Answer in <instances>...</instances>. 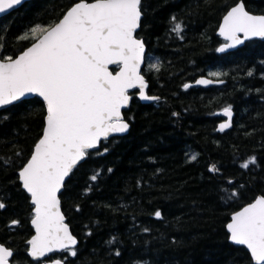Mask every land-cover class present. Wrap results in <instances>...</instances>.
I'll return each instance as SVG.
<instances>
[{
    "label": "trees",
    "instance_id": "1",
    "mask_svg": "<svg viewBox=\"0 0 264 264\" xmlns=\"http://www.w3.org/2000/svg\"><path fill=\"white\" fill-rule=\"evenodd\" d=\"M239 1L141 0L142 73L148 95L159 99L142 104L132 93L128 134L102 141L66 181L61 207L79 244L75 256L57 255L65 264H254L226 229L234 212L264 196V42L216 52L219 23ZM77 2L32 0L1 17L0 57L15 58L34 42L20 37L55 24ZM242 2L264 14V0ZM201 76L223 83L184 88ZM225 107L234 111L233 126L218 133L215 112ZM44 117L36 97L0 111V243L15 264L39 263L27 255L33 206L18 171Z\"/></svg>",
    "mask_w": 264,
    "mask_h": 264
},
{
    "label": "snow or ice",
    "instance_id": "2",
    "mask_svg": "<svg viewBox=\"0 0 264 264\" xmlns=\"http://www.w3.org/2000/svg\"><path fill=\"white\" fill-rule=\"evenodd\" d=\"M22 2L0 0V13ZM141 17V0H79L55 24L38 25L20 37L34 41L20 55L0 57V107L28 95L42 98L46 106L42 136L19 171L22 187L34 205L36 235L28 241L34 260L57 251L76 255L77 240L64 223L57 195L65 177L102 139L128 131L121 110L129 105L131 89H139L142 100L158 99L146 94L147 83L141 74L144 43L135 35ZM173 30L179 35L182 27L177 23ZM219 34L228 41L217 49L220 52L253 37L264 39V15L250 14L241 0L223 17ZM110 65L117 70L110 71ZM151 67L159 70L158 65ZM223 115L228 122L220 125V131L231 126V108H225ZM254 163L251 158L241 167ZM4 207L0 203V209ZM155 216L159 219L161 213ZM227 230L233 243L247 248L254 264H264V197L233 214ZM12 256V250L0 244V264H9Z\"/></svg>",
    "mask_w": 264,
    "mask_h": 264
},
{
    "label": "water",
    "instance_id": "3",
    "mask_svg": "<svg viewBox=\"0 0 264 264\" xmlns=\"http://www.w3.org/2000/svg\"><path fill=\"white\" fill-rule=\"evenodd\" d=\"M30 1H32V0H23V2H22L21 5H18V6H16V7H14L13 9L6 11L5 13H0V18L6 16V15H8V14H10L11 12H13V11L17 10L18 8H20L23 4H25V3H27V2H30ZM90 2H91V1H90ZM239 2H241V1H239ZM239 2H238V3H239ZM75 4H76V3H75ZM236 4H237V3H236ZM236 4H235V5H236ZM243 4H244V3H243ZM235 5H234V6H235ZM72 6H73V5H72ZM72 6H71V7H72ZM244 6H245V5H244ZM71 7H70V8H71ZM232 7H233V6H232ZM70 8H69V9H70ZM69 9H68V10H69ZM230 9H231V8H230ZM230 9H229V10H230ZM68 10H67V11H68ZM229 10H228V11H229ZM245 10L248 11V10L246 9V7H245ZM67 11H66V12H67ZM228 11H227V12H228ZM66 12H65V13H66ZM227 12L225 13V15L227 14ZM248 12H249V11H248ZM249 13L252 14V15H264V14H254V13H251V12H249ZM225 15H224V16H225ZM224 16H223V17H224ZM142 17H143V15H142ZM142 17H141V19H142ZM223 17H222V19H221V21H220V23H219L218 28H217L216 35L219 36V37L221 38V40L224 41V43L220 44V45L217 47V49H219L220 47H222V46H224L225 44L228 43V41H226V40H225V39L219 34L220 27H221V25H222V23H223ZM140 24H141V21H140ZM139 29H140V27L137 29L136 33L139 31ZM41 35H42V34H41ZM135 35H136V34H135ZM241 39H243V35H242V34H241ZM141 40H142V39H141ZM252 40H259V41H263V42H264V39H262V38H259V37H253V38H251V39L244 40L243 43L238 44V45H236V46L233 47V48H227V49H226L225 51H223V52L217 51V49H216V52H217L218 54H226V53H230V52H233V51H235V50L241 48L246 42H248V41H252ZM142 42H143V40H142ZM33 43H34V42H33ZM33 43H32V44H33ZM143 43H144V42H143ZM32 44H31V45H32ZM31 45L28 46L27 48L31 47ZM27 48H26V49H27ZM26 49H24L23 51H25ZM23 51H22V52H23ZM22 52H21V53H22ZM146 52H147V48H146V45L144 44V62L141 64V74H142V69H143V67H144V65H145V55H146ZM21 53H19L18 55H20ZM18 55H17V56H18ZM17 56H16V57H17ZM113 67H116V66H115V65H110V66H109L110 71H112V68H113ZM142 75H143V74H142ZM143 76H144V75H143ZM144 79H145V81H146L145 76H144ZM202 79H203V80H210V81H212V83H209V84H207V85H202V84H197V83H196V81H198V80H202ZM146 83H147V88H148V82L146 81ZM222 83H223V82L220 81V80H215V79L209 78V77H207V76H201V77H198L193 83H188V85H191V86L188 87V88H191V87H204V88H206V87L212 86V85H214V84L221 85ZM147 88H146L145 92H146V94L148 95V93H147ZM188 88H187V89H188ZM132 91H138V93L136 94V97H137V99H138L142 104H150V103H153V102H155L156 100L159 99V98H158V99H156V100H142V99H140V97H139V89H131V90L129 91V94H130V92H132ZM130 96H131V95H130ZM149 96H150V95H149ZM35 97H37L38 99H40V101H42V103L44 104L42 98H40V97H38V96H35V95H28V96H26V97H22L20 100L15 101V102H13V103L10 104V105H6V106H2V107H0V111H1V110H4V109H6V108H8V107H10V106H12V105H14V104H17V103H19V102H21V101H23V100H29V99H32V98H35ZM131 97H132V96H131ZM131 102H132V98H131V100L129 101V105H128L126 108H123V109L121 110L122 115H123V118H124L125 122H127V123H128V121L125 119L124 111L129 109V107H130V105H131ZM44 107H45V117H46V106H45V104H44ZM224 109H225V108H224ZM224 109H221V110H218V111L215 112V116H217V117H219V118H222V120L219 121V122L217 123V125H216V132H218V133L225 132V131L231 129L232 126H233L234 111L231 109V122H230V125H231V126L228 127V128H225L223 131H220V130H219L221 124L228 122V117H226L225 115H223V110H224ZM45 117H44V126H45ZM128 124H129V123H128ZM43 128H44V127H43ZM129 130H130V124H129V129H128L127 132H124V133H113V134H111V135L108 137L107 140H109V139L112 138V137H122V136H125V135L128 134ZM42 132H43V131H42ZM41 136H42V135H41ZM40 138H41V137H40ZM38 141H39V140H38ZM38 141H37V142H38ZM102 141H106V140H103V139H102V140L100 141V143H99V146H98L97 148H95V149H91V150H89V151H95V150H98ZM37 142H36V143H37ZM35 145H36V144H35ZM34 147H35V146H34ZM33 151H34V148H33ZM33 151H32V154H33ZM32 154H31V155H32ZM30 157H31V156H30ZM29 159H30V158H29ZM29 159H28V160H29ZM85 159H86V157H85ZM85 159L81 160V161L76 165V167H77L78 165H80L81 163H83ZM27 162H28V161H27ZM27 162H26V163H27ZM26 163H25V164H26ZM23 167H24V166H23ZM23 167H22V168H23ZM22 168H21V169H22ZM210 168H212V167H210ZM21 169H20V170H21ZM73 169H74V168H73ZM20 170H19V171H20ZM19 171H18V177H19ZM72 171H73V170H72ZM72 171H71V173H72ZM211 172L215 173L216 171L213 170V171H211ZM71 173H70L67 177H65L64 184H63V186H62L60 192L57 193L59 200H60V194L62 193V191H63V189H64V185H65L66 181L68 180V178L70 177ZM19 183L21 184V188H22V190H23L27 195L30 196V194H29V193H28V192L22 187V183H21L20 179H19ZM259 197H264V196H261V195L257 196V197H256L251 203H253V202H254L257 198H259ZM30 203H31V197H30ZM31 204H32V203H31ZM248 204H250V203H248ZM248 204L244 205L243 207L247 206ZM32 205H33V204H32ZM243 207H241L240 209H238L236 212L242 210ZM32 211H33V214H34V205H33V210H32ZM60 211H61L62 215L64 216V223L68 226L70 233H71V234L76 238V240H77V244H76V246H75V248H76V247L78 246L79 242H78L77 237L72 233L69 224L67 223V219H66V217H65V215H64V213H63L62 207H61V200H60ZM236 212H234L233 214H235ZM233 214H232V215H233ZM232 215H231V217H232ZM231 217H230V221H229L228 223L231 222ZM33 218H34V216H33ZM33 218H32V219H33ZM32 219H31V221H30V225H31V227H32V229H33V234H32V236L29 238V240H31V239L33 238V236L36 235L35 228H34L33 225H32ZM228 223H227V224H228ZM226 229H227V225H226ZM227 232H228V230H227ZM228 234H229V241H230L232 244L236 245L235 243H233V242L231 241V239H230V233H229V232H228ZM29 240H28V241H29ZM28 241H27V244H28L27 255L29 256V258H30L31 261H44V260L50 258L52 255L59 254V253L63 252V251H57V252L49 253L48 255H46L45 257L41 258L40 260H34V259L29 255V252H30V250H31V245L28 243ZM0 244H1V243H0ZM2 245H3V244H2ZM236 246L244 247V248L247 250V248H246L245 246H243V245H236ZM5 247H6V246H5ZM10 250H11V249H10ZM247 252L249 253L248 250H247ZM249 255H250V253H249ZM250 257H251V256H250ZM11 258H12V257H11ZM11 258H9V264H15V263H12V262H11ZM54 260H59V261L61 262V264H64V262H63L61 259H59V258H54V259H52V260H50V261H48V262H42V263H40V264H51V262L54 261ZM253 263H254V262H253Z\"/></svg>",
    "mask_w": 264,
    "mask_h": 264
},
{
    "label": "flooded vegetation",
    "instance_id": "4",
    "mask_svg": "<svg viewBox=\"0 0 264 264\" xmlns=\"http://www.w3.org/2000/svg\"><path fill=\"white\" fill-rule=\"evenodd\" d=\"M146 78V77H145ZM138 93V91H135L134 92V95H136ZM221 120V118L219 119V121ZM54 257L52 256V257H50V258H48V259H46V260H44V262H48V261H50V260H52ZM41 263V262H40Z\"/></svg>",
    "mask_w": 264,
    "mask_h": 264
},
{
    "label": "rangeland",
    "instance_id": "5",
    "mask_svg": "<svg viewBox=\"0 0 264 264\" xmlns=\"http://www.w3.org/2000/svg\"><path fill=\"white\" fill-rule=\"evenodd\" d=\"M153 65V64H152Z\"/></svg>",
    "mask_w": 264,
    "mask_h": 264
}]
</instances>
